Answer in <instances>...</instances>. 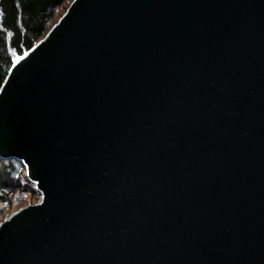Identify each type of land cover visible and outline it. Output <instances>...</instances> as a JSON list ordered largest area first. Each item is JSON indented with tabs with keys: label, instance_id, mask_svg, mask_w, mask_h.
Wrapping results in <instances>:
<instances>
[{
	"label": "water",
	"instance_id": "water-1",
	"mask_svg": "<svg viewBox=\"0 0 264 264\" xmlns=\"http://www.w3.org/2000/svg\"><path fill=\"white\" fill-rule=\"evenodd\" d=\"M0 159L41 196L0 264H264V0H73L0 90Z\"/></svg>",
	"mask_w": 264,
	"mask_h": 264
},
{
	"label": "trees",
	"instance_id": "trees-1",
	"mask_svg": "<svg viewBox=\"0 0 264 264\" xmlns=\"http://www.w3.org/2000/svg\"><path fill=\"white\" fill-rule=\"evenodd\" d=\"M67 1L0 0V90L16 56L23 57L35 47ZM34 189L21 163L0 159V205L9 204L15 194H30Z\"/></svg>",
	"mask_w": 264,
	"mask_h": 264
},
{
	"label": "rangeland",
	"instance_id": "rangeland-1",
	"mask_svg": "<svg viewBox=\"0 0 264 264\" xmlns=\"http://www.w3.org/2000/svg\"><path fill=\"white\" fill-rule=\"evenodd\" d=\"M73 0H68L65 4H63L58 10L57 15L53 19L48 31L59 21V19L65 14L66 10L69 8L70 4ZM46 32V34L48 33ZM45 34V35H46ZM45 35L40 39L42 40ZM39 40V41H40ZM41 201V196L38 193L32 192L30 194L19 195L15 194L13 199L9 202V204L0 205V225L9 217L20 211L21 209L29 206L35 205Z\"/></svg>",
	"mask_w": 264,
	"mask_h": 264
},
{
	"label": "snow or ice",
	"instance_id": "snow-or-ice-1",
	"mask_svg": "<svg viewBox=\"0 0 264 264\" xmlns=\"http://www.w3.org/2000/svg\"><path fill=\"white\" fill-rule=\"evenodd\" d=\"M13 55H15V53H13ZM25 55H27V54H25ZM21 59H23V57L16 56V60H17V61H19V60H21Z\"/></svg>",
	"mask_w": 264,
	"mask_h": 264
},
{
	"label": "bare ground",
	"instance_id": "bare-ground-1",
	"mask_svg": "<svg viewBox=\"0 0 264 264\" xmlns=\"http://www.w3.org/2000/svg\"><path fill=\"white\" fill-rule=\"evenodd\" d=\"M14 66V65H13Z\"/></svg>",
	"mask_w": 264,
	"mask_h": 264
}]
</instances>
